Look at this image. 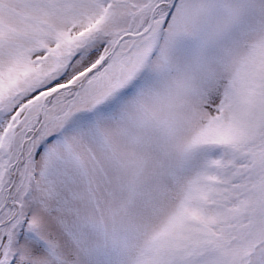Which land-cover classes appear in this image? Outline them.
<instances>
[{
	"label": "snow or ice",
	"instance_id": "snow-or-ice-1",
	"mask_svg": "<svg viewBox=\"0 0 264 264\" xmlns=\"http://www.w3.org/2000/svg\"><path fill=\"white\" fill-rule=\"evenodd\" d=\"M0 264H264V0H0Z\"/></svg>",
	"mask_w": 264,
	"mask_h": 264
}]
</instances>
